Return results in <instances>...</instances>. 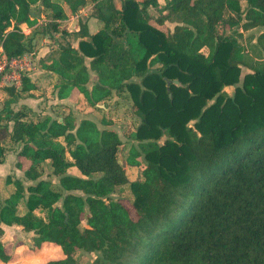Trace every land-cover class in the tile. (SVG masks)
Listing matches in <instances>:
<instances>
[{
	"label": "trees",
	"instance_id": "1",
	"mask_svg": "<svg viewBox=\"0 0 264 264\" xmlns=\"http://www.w3.org/2000/svg\"><path fill=\"white\" fill-rule=\"evenodd\" d=\"M150 3L156 1L0 0V48L9 58L29 51L21 25L40 21L35 9L50 13L46 33L58 30L66 12L90 6L103 26L90 34L80 17L79 47L63 38L43 66L57 76L59 98L77 89L96 110L127 90L140 123L126 161L144 163L142 177L129 182L118 157L122 140L104 115L100 127L89 118L77 123L72 111L32 119L15 110L21 93L35 88L24 75L20 88L3 87L0 162L19 150L30 161L29 183L6 177L0 223L34 231L37 248L59 244L66 257L49 264H83L78 250L97 253L86 264H264V31L253 66L239 31L264 26V0H168L155 18L160 26L174 22L168 31L151 23ZM86 57L96 72L91 88ZM243 66L251 71L241 78ZM227 86H235L232 95ZM47 160L60 189L42 178ZM72 166L82 176L69 174ZM127 183L135 217L112 198ZM72 190L83 194H63ZM2 235L0 227V258L8 259Z\"/></svg>",
	"mask_w": 264,
	"mask_h": 264
},
{
	"label": "crops",
	"instance_id": "2",
	"mask_svg": "<svg viewBox=\"0 0 264 264\" xmlns=\"http://www.w3.org/2000/svg\"><path fill=\"white\" fill-rule=\"evenodd\" d=\"M138 1L142 2L144 0H138ZM155 1H156L155 5L150 3L147 6L146 10L148 13L152 11L150 10L149 6L155 7L157 11L160 13L164 9L165 3L168 0H155ZM84 9H85L84 7L80 8L78 12L75 14L66 12V17L61 21V23L63 22L64 28L66 27V30H67L66 35H68L67 36L68 38L66 37V40L69 41L72 44V46L75 48L79 47V41L81 39L80 37L74 35L75 31L78 30V27H79L78 22H79L80 17L86 18L87 27H88V31L90 34L96 33L103 26V22L100 19L91 15L90 6H88L85 10ZM40 15H41V12H40ZM42 15L44 16L43 13ZM75 16H78V17L76 18ZM21 28L23 29L27 37L34 35V26L29 27L23 24L21 25ZM239 31L241 33H243L244 31L246 32L248 31L249 35L256 34L254 37V40H255L254 43L256 44L257 35L264 31V26L256 27L250 30H243V28H239ZM35 43H37L34 49L37 51L36 58H37L38 63L36 67L33 66L31 70L27 72V76L30 79V82L35 85V88L31 89L30 91L22 92L18 101L14 102L12 104V107L15 110L22 108L28 113V118H32V119H36L37 116L41 114L42 115L48 114V115H51L52 117H62L65 114H67L69 111H72L77 120V123H79L84 118H89V119L96 121L100 127H103V125L99 123V119H98L99 116H97L96 111H94L93 108L89 106L87 109L83 111L77 108L79 107L77 105L78 103L77 101L83 99V95L79 92V90L74 89L68 97H65V98L58 97V88H57L58 78L54 73L47 70L43 66L44 63H48V60H46V57L49 55V53L58 49L59 44L56 43V40L50 37L49 35L45 34L43 31H41L39 40ZM1 49L2 48H0V50ZM202 51L205 54H207L208 48L204 47ZM246 51H248V49H246ZM90 61H91V58L86 57V64L89 67V74H90V81L88 83L89 88H91L92 85L96 82V72L90 68ZM243 68L247 69V72L251 71L250 67L248 66H244ZM228 87L229 86L225 88H228ZM2 92H3V98L6 99L8 96L6 91L3 89ZM120 93L126 95L124 91H118V92L114 91L111 95V97L115 96L113 97V100L121 99L119 98ZM130 101L131 100H128L127 102L129 103ZM130 105L132 106L133 102L130 103ZM98 107H100L101 110H104V111L105 110L108 111L110 109V106H107V104L104 102L99 103ZM101 116L103 115L100 114V117ZM104 116L108 120L113 122L111 128L115 129L119 133V136L122 140V145H121V148L119 149L122 150L124 149V147L128 148V154H129L130 148L133 145L137 146L138 144L134 141L132 142L133 140L132 138L122 136L121 134L122 128H120V126L116 124L115 117H112L109 119L106 114ZM18 151L19 150L8 151L6 153L4 161L0 162V202H3V200L10 193L9 187L4 182L6 177L8 175L13 174L17 178L24 180L25 178L24 170L28 168L30 165L29 160H27L24 157L18 156ZM18 161L22 162L21 168L16 166V163ZM46 162L49 163L50 161L47 160ZM125 163L128 167L132 168V170L130 171L132 173H134L135 168H138L139 171H141V173H142V170L144 169V163H141L139 165H130L127 163V161H125ZM124 169H125L126 176L130 182L137 179L136 174L134 178L133 176H131V174H129V172H127L125 166H124ZM68 173L71 175H75V176H82L79 169L75 166L70 167L68 169ZM55 177L58 179L57 187L58 189H60V177L56 175ZM2 182H4L5 184L4 186L2 185ZM122 186L124 185L117 186L116 187L117 190H115V192L118 191L120 187ZM67 193L83 194L79 190L63 191L64 195H66ZM58 202H60V206H61L63 203V198H61V200ZM123 205L130 212L131 216H133L131 213V210L126 206V204L123 203ZM86 226H87V222H86L85 217H83V219H81L79 227L82 229ZM0 227L3 229V235L1 236V240L4 243L6 253L9 256L8 259L0 258V264H49L52 261L61 260L66 257L62 250V247L56 242L47 241V242H44L38 248L36 246H33V237L35 235L34 231H26L22 228V226L6 225L4 223H0ZM79 252L81 251L78 250L75 253L74 255L75 258H77V255ZM91 252H94V251H91Z\"/></svg>",
	"mask_w": 264,
	"mask_h": 264
},
{
	"label": "rangeland",
	"instance_id": "3",
	"mask_svg": "<svg viewBox=\"0 0 264 264\" xmlns=\"http://www.w3.org/2000/svg\"><path fill=\"white\" fill-rule=\"evenodd\" d=\"M34 8H37V5L34 6ZM85 9L87 7H84ZM150 10H152L149 14L153 17V19L151 20V23L154 25H157V23L155 22V18H157L159 16V12L157 11V9L153 6H149ZM84 9V10H85ZM36 12H41L40 15V21L34 25V35H31L30 37L28 36L26 39V42L29 43V51L27 52L28 54H30L32 56L33 59V66L36 67L37 65V51L34 49L36 44L35 42H37L39 40L40 37V33L41 31H43L44 28L42 25L43 23H45L46 21H49L50 18V13L48 11H46L45 9H41V11H39V9H35ZM42 13L44 14V16L42 15ZM76 18L78 16H75ZM78 22V21H77ZM175 23L172 21L167 20V22L164 23V25H157L160 28H162L163 30H173ZM45 30H48L45 34L49 35L50 37H52L53 39L56 40V43L60 44L61 40L63 38H66L68 35H66L67 30L66 27L64 28L63 22L59 25L58 30L57 31H50V29L45 28ZM62 30H66V32L64 33ZM231 31L229 30L227 33H230ZM243 38H240V42L243 44V46L248 49L247 52V62H248V66H253L256 64V62L262 57V54L260 53V51L257 49V47L255 46V40L254 37L256 34L253 35H249V32L244 31L243 32ZM57 36V37H55ZM74 36V35H72ZM68 38V37H67ZM244 67V66H243ZM242 67V76L241 78H243V76L245 75V72H247V69ZM31 70V69H30ZM251 70V68H250ZM249 72V71H248ZM3 87H0V106L2 107L4 99L3 98ZM226 92L229 95H232L234 90H235V86H229L228 88H225ZM126 95L121 94L120 93V97L121 99H114L112 96L110 98H108V100L106 101L107 106H110V109L108 111H104V110H96L95 108H93L92 106H90L86 99L83 97L82 100H78L77 105L79 107H77L79 110L83 111L85 109H87L89 106L91 108L94 109V111H96L97 116H100V114L102 115H107L108 118H112L115 117V122L118 126H120V128H122V136L124 137H128L131 138V134L134 133L136 131L137 126L140 123V119L139 117L135 114V107L132 105H130V103H132V99H130V94L127 90H123ZM128 100H131L129 103L127 102ZM85 107V108H84ZM114 111V113H113ZM64 112V111H63ZM62 112V113H63ZM61 114V113H59ZM190 125L193 126L194 121H191L189 123ZM167 136L164 135L163 137H161L159 139L160 143H163L166 140ZM133 139V138H132ZM136 142L138 144L137 140H132V142ZM4 144L5 146H12V143L9 142L8 139L4 140ZM122 145V144H121ZM121 145L119 148H121ZM128 156V148H125L120 150L119 149V153H118V157L119 160L121 161V163L125 166L127 172H129V174H131V176H133L135 178V174H136V178L140 179L142 174L141 171H139L138 168H135L134 173L130 172L132 170V168L128 167L125 163L126 158ZM30 166V165H29ZM137 167V166H136ZM139 167V166H138ZM43 168V173H42V178L47 179V180H51L53 182V185L55 188H58L57 186V182L58 179L55 177V175L52 174L51 168L48 165L47 162H44L41 166L40 169ZM141 174V175H140ZM12 177H16L15 175H11ZM132 177V178H133ZM129 181V180H128ZM24 184H28L29 181L26 179V177L23 180ZM130 182V181H129ZM132 182V181H131ZM2 185L4 186V182H2ZM117 190V189H116ZM112 198L113 199H119L120 201H122L123 203L126 204V206L131 210L132 215L135 217L134 214V209L132 207V205L130 204L129 199L132 198V195L130 193L129 190V183L124 184V186L120 187V189L116 192H114L112 194ZM1 203V202H0ZM57 205H60V202L57 203ZM39 215L44 216V212L41 210H37L36 211ZM26 234V233H25ZM96 252H84L81 251L78 253L77 258L78 260L81 261V263L86 264V263H90L93 261V259L96 257Z\"/></svg>",
	"mask_w": 264,
	"mask_h": 264
},
{
	"label": "built area",
	"instance_id": "4",
	"mask_svg": "<svg viewBox=\"0 0 264 264\" xmlns=\"http://www.w3.org/2000/svg\"><path fill=\"white\" fill-rule=\"evenodd\" d=\"M0 50V87L14 86L20 88L22 78L33 67V59L27 52L16 56L7 57Z\"/></svg>",
	"mask_w": 264,
	"mask_h": 264
},
{
	"label": "water",
	"instance_id": "5",
	"mask_svg": "<svg viewBox=\"0 0 264 264\" xmlns=\"http://www.w3.org/2000/svg\"><path fill=\"white\" fill-rule=\"evenodd\" d=\"M177 82V81H176Z\"/></svg>",
	"mask_w": 264,
	"mask_h": 264
}]
</instances>
